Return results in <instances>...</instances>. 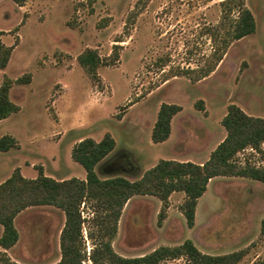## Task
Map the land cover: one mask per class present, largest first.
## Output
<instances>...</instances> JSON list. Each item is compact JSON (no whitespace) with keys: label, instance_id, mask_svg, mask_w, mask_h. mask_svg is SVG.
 <instances>
[{"label":"rangeland","instance_id":"374dc122","mask_svg":"<svg viewBox=\"0 0 264 264\" xmlns=\"http://www.w3.org/2000/svg\"><path fill=\"white\" fill-rule=\"evenodd\" d=\"M222 1L29 0L24 6L0 1L3 41L15 47L7 68L0 69V87L10 79L12 100L21 106L0 120V139L16 141L0 150V184L16 169L36 179L40 167L57 180L84 179L74 147L110 133L119 146L98 174L134 181L162 159L205 160L226 136L222 120L232 103L264 118V0H245L257 31L235 41L208 78L196 83L182 75L212 59L217 46L212 30L228 26ZM90 48L109 63L96 78L79 62ZM163 103L183 110L173 119L170 141L155 144L152 131ZM262 149L246 150L236 161L264 167ZM131 167L138 168L137 177L126 173ZM217 178L199 199L192 228L182 212V193L172 194L166 205L154 196L132 198L119 222L115 251L139 257L191 239L203 253L240 251L236 264H264V183ZM84 214L93 217L87 208ZM65 221V213L52 206L25 210L16 218L20 240L7 253L24 264L55 263ZM97 230L93 221L84 225L88 255L95 246L90 232Z\"/></svg>","mask_w":264,"mask_h":264},{"label":"trees","instance_id":"16d2710c","mask_svg":"<svg viewBox=\"0 0 264 264\" xmlns=\"http://www.w3.org/2000/svg\"><path fill=\"white\" fill-rule=\"evenodd\" d=\"M12 1L24 6L29 0ZM221 6L223 23L228 22V26L212 30V39L217 46L210 62L205 67L182 72L192 82L209 77L235 41L257 31L255 16L246 6L245 0H224ZM4 35L5 31L0 30V69L7 68L15 49L4 43ZM79 62L94 78L98 77V69L103 64H109L104 63L98 51L91 48L79 56ZM12 87L10 79H6L0 87V120L21 111V106L12 100ZM182 110L177 104L161 105L152 132L154 143H162L170 138L172 120ZM222 124L227 136L204 164L162 159L139 178L132 173L137 177L134 181L120 175L101 178L96 171L117 147L111 134L105 135L101 141L85 138L74 147L72 157L86 170V179L73 177L57 180L45 175L42 167L39 168L40 175L36 179H30L20 169H16L0 184V225L3 227L0 264H19L7 253L20 240L16 218L27 209L40 206L55 207L66 215L60 236L62 256L58 264H84L87 259L93 264H161L176 259H186L190 264L240 262L243 258L240 251L224 255L206 254L191 239L176 246H161L149 254L131 258L118 254L113 247L124 208L136 196H154L166 205L172 194L184 193L186 201L182 212L192 228L196 221L199 199L207 192L211 179L238 177L264 183V167L236 161L237 156L246 150L263 151L264 118L250 115L239 105L231 104ZM15 142L11 136L2 137L0 150L8 151ZM86 208L92 211L93 217L85 216ZM88 221H93L98 226L97 233L91 231L89 235L95 242L90 255L84 237V225Z\"/></svg>","mask_w":264,"mask_h":264},{"label":"crops","instance_id":"0c3cea01","mask_svg":"<svg viewBox=\"0 0 264 264\" xmlns=\"http://www.w3.org/2000/svg\"><path fill=\"white\" fill-rule=\"evenodd\" d=\"M208 78V77H207ZM206 79V78H205ZM204 80V79H203ZM200 82H202V80L201 81H199V82H196V83H200ZM232 104H235V103H232ZM180 113V112H179ZM174 119V118H173ZM173 121V120H172ZM173 123H174V121L172 122V127H173ZM154 129V128H153ZM153 132V131H152ZM227 132V131H226ZM112 136L114 135L113 133H110ZM171 136H172V133H171ZM226 136H227V133H226ZM225 136V137H226ZM115 139V138H114ZM225 139V138H224ZM223 139V140H224ZM83 140V139H82ZM222 140V141H223ZM97 141V140H96ZM101 141V140H100ZM167 141H170V138L167 140ZM167 141H165V142H162V143H166ZM117 142V141H116ZM162 143H155V144H162ZM220 144V143H219ZM218 144V145H219ZM218 145H216V147L211 151V152H209V154H208V156L205 158V160H203V161H200V162H196V161H194V160H192V159H178V161H180V162H188V161H192V162H194V163H197V164H204L205 162H207L208 160H209V158H210V156H211V154H212V152L218 147ZM118 143H117V147H116V149L113 151V153H111V155L112 154H115V152H116V150H117V148H118ZM127 148V147H126ZM127 149H129L130 151H131V148H127ZM133 150V149H132ZM111 155L109 156V157H107L108 159H105L106 161H108V160H110L112 157H111ZM105 160L103 161V162H105ZM167 160H170V159H167ZM175 160H177V159H175ZM155 166V165H154ZM153 166V167H154ZM98 168V167H97ZM97 168H96V171H97ZM127 171V170H126ZM129 171L130 172H134L135 174H138V168L137 167H131V168H129V170H128V172H126V173H129ZM147 171V169L144 171V172H146ZM98 172V171H97ZM23 173V172H22ZM128 175V174H127ZM86 176H87V173H86ZM123 176H125V177H127L128 178V176H126V175H123ZM142 176V175H141ZM70 179V178H69ZM84 179H86V177L84 178ZM216 179H218V178H213V179H211V181L209 182V185L211 184V182H213V180H216ZM62 180H64V179H62ZM208 185V186H209ZM179 193H181V192H179ZM179 193H174V194H179ZM185 197H186V195L184 194V193H182ZM1 226V225H0ZM2 227V226H1ZM3 228V227H2ZM63 229V228H62ZM61 232H62V230H61ZM61 232H60V236H61ZM60 248V254H59V257H58V260H56V262L55 263H53V264H58L59 262H60V260H61V256H62V254H61V247H59ZM8 252V251H7ZM13 260V259H12ZM13 261H15V262H17V263H19V264H24V263H21V262H19L18 260H13Z\"/></svg>","mask_w":264,"mask_h":264}]
</instances>
